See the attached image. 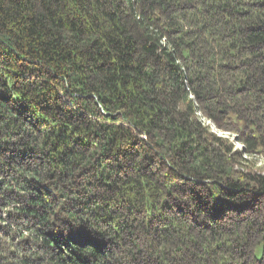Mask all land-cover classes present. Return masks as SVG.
<instances>
[{"label": "trees", "instance_id": "16d2710c", "mask_svg": "<svg viewBox=\"0 0 264 264\" xmlns=\"http://www.w3.org/2000/svg\"><path fill=\"white\" fill-rule=\"evenodd\" d=\"M0 264H264V0H0Z\"/></svg>", "mask_w": 264, "mask_h": 264}, {"label": "rangeland", "instance_id": "374dc122", "mask_svg": "<svg viewBox=\"0 0 264 264\" xmlns=\"http://www.w3.org/2000/svg\"><path fill=\"white\" fill-rule=\"evenodd\" d=\"M204 123L207 124V125H208V124H211V122H210L209 120H204ZM219 134H220V135H223V136L228 135V133L223 132V131H220ZM237 147H238V149H241V145H240V144H238ZM261 254H262V245L259 246V247H258V250H257V255H258V257H261Z\"/></svg>", "mask_w": 264, "mask_h": 264}]
</instances>
